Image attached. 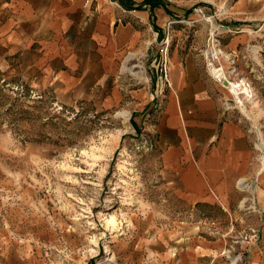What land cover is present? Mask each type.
<instances>
[{
  "label": "crops",
  "instance_id": "1",
  "mask_svg": "<svg viewBox=\"0 0 264 264\" xmlns=\"http://www.w3.org/2000/svg\"><path fill=\"white\" fill-rule=\"evenodd\" d=\"M198 11L217 24L227 57L251 61L264 78V49L248 48L264 25V0H0V67L64 103L114 100L127 64L147 55L158 62L168 38V84L154 102L163 187L180 210L173 221L212 211L201 217L209 222L204 235L175 225L124 241L115 252L120 264H264L255 104L248 110L243 95L232 103L206 66L209 25Z\"/></svg>",
  "mask_w": 264,
  "mask_h": 264
},
{
  "label": "rangeland",
  "instance_id": "2",
  "mask_svg": "<svg viewBox=\"0 0 264 264\" xmlns=\"http://www.w3.org/2000/svg\"><path fill=\"white\" fill-rule=\"evenodd\" d=\"M196 13V19L209 25L205 64L214 77L224 86L225 80L244 79L252 87V97L244 100L248 110L251 101L255 104L252 123L264 157V114L257 115L264 108V94H257L259 87L264 92V78L258 77L251 61L229 59L217 24L203 12ZM167 40L158 62L147 55L127 64L114 100L64 103L48 87L0 67L3 264H29L32 258L38 264H120L115 252L124 241L149 240L145 237L175 225L206 233L209 222L201 217L212 210L200 208V218L173 221L180 210L163 187L154 102L165 91L162 81L168 82ZM210 47L221 49L213 65ZM248 48L264 49V25L258 42ZM229 93L232 103L241 104ZM110 215L117 218L115 228L106 221Z\"/></svg>",
  "mask_w": 264,
  "mask_h": 264
},
{
  "label": "bare ground",
  "instance_id": "3",
  "mask_svg": "<svg viewBox=\"0 0 264 264\" xmlns=\"http://www.w3.org/2000/svg\"><path fill=\"white\" fill-rule=\"evenodd\" d=\"M220 72L223 73V70H221ZM226 86L229 88L228 89L229 92L232 93L233 98L241 99L240 98L241 92H243V96H245L248 99H250V97H252V95H253L251 85L244 79L242 81H236V82H229L228 81ZM106 221L108 224L114 226V228L118 226L117 218L115 215H110V217L107 218Z\"/></svg>",
  "mask_w": 264,
  "mask_h": 264
},
{
  "label": "built area",
  "instance_id": "4",
  "mask_svg": "<svg viewBox=\"0 0 264 264\" xmlns=\"http://www.w3.org/2000/svg\"><path fill=\"white\" fill-rule=\"evenodd\" d=\"M220 53H221V49L220 48L210 47L209 50H208V60H209V64L213 65V63L219 59ZM260 158H261V161L264 163L263 154L260 155ZM252 235L254 237H256L257 236L256 231L253 230L252 231Z\"/></svg>",
  "mask_w": 264,
  "mask_h": 264
},
{
  "label": "water",
  "instance_id": "5",
  "mask_svg": "<svg viewBox=\"0 0 264 264\" xmlns=\"http://www.w3.org/2000/svg\"><path fill=\"white\" fill-rule=\"evenodd\" d=\"M227 83H228V81H227V80H225L224 84L226 85Z\"/></svg>",
  "mask_w": 264,
  "mask_h": 264
}]
</instances>
